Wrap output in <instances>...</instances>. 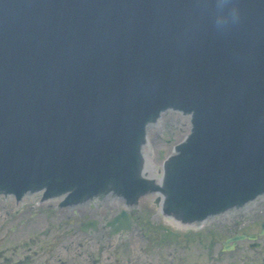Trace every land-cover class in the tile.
I'll return each mask as SVG.
<instances>
[{"label":"water","instance_id":"1","mask_svg":"<svg viewBox=\"0 0 264 264\" xmlns=\"http://www.w3.org/2000/svg\"><path fill=\"white\" fill-rule=\"evenodd\" d=\"M167 109L191 125L158 186L141 163L159 183L156 126L179 112L145 131ZM45 185L158 189L184 220L219 214L192 227L263 205L264 0H0V188ZM137 212L160 213L150 198Z\"/></svg>","mask_w":264,"mask_h":264},{"label":"rangeland","instance_id":"2","mask_svg":"<svg viewBox=\"0 0 264 264\" xmlns=\"http://www.w3.org/2000/svg\"><path fill=\"white\" fill-rule=\"evenodd\" d=\"M185 117L177 113L171 116V122L157 124L151 150L162 161L188 133L189 122ZM168 220L162 213L136 212L133 227L125 239L116 241L108 237L104 250L96 252L90 244L88 251L97 254V264H264V235L258 239L259 247L250 248V241H239L233 250H221L222 242L228 237L260 232L264 204L225 226L223 221H217L219 227L179 226ZM31 222L37 223L33 219ZM67 226L65 222L58 228L62 230ZM188 232L192 233L187 237ZM12 236L20 238L22 235ZM60 236L66 238L68 234ZM77 243L74 246L79 249Z\"/></svg>","mask_w":264,"mask_h":264},{"label":"flooded vegetation","instance_id":"3","mask_svg":"<svg viewBox=\"0 0 264 264\" xmlns=\"http://www.w3.org/2000/svg\"><path fill=\"white\" fill-rule=\"evenodd\" d=\"M121 207L112 195L65 204L41 194L14 196L1 191L0 264H97V254L88 251L90 244L97 252L107 246L108 237L124 239V232L110 235L106 226ZM65 222L69 226L60 230L58 226ZM15 233L22 236H12Z\"/></svg>","mask_w":264,"mask_h":264},{"label":"bare ground","instance_id":"4","mask_svg":"<svg viewBox=\"0 0 264 264\" xmlns=\"http://www.w3.org/2000/svg\"><path fill=\"white\" fill-rule=\"evenodd\" d=\"M186 117H187V116H186ZM186 117H185V118H186ZM187 119H188V117H187ZM188 122H189V121H188ZM188 129H189V125H188ZM169 221H170L171 223H177V222H175V221H173V220H171V219H170ZM177 224H179V223H177ZM179 225H180V224H179ZM189 225H192V222H190ZM181 226H182V225H181Z\"/></svg>","mask_w":264,"mask_h":264}]
</instances>
